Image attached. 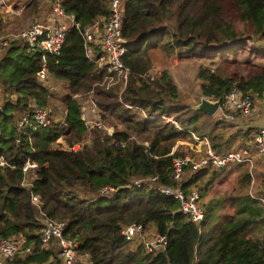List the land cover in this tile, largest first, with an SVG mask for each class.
I'll use <instances>...</instances> for the list:
<instances>
[{
	"label": "trees",
	"instance_id": "16d2710c",
	"mask_svg": "<svg viewBox=\"0 0 264 264\" xmlns=\"http://www.w3.org/2000/svg\"><path fill=\"white\" fill-rule=\"evenodd\" d=\"M44 1L51 6L54 0ZM119 2L127 46L123 61L130 67L124 87L107 83L111 74L85 55L76 30L67 34L57 55H47L45 81L36 75L39 53L26 52L19 39L8 38L1 47L0 158L7 163L0 165V239L23 241L21 250L2 264H61L57 245L46 248L40 239L45 218L65 224L63 235L77 243L88 264H264V206L247 191V169L233 162L195 171L186 166L177 179L171 173L173 156L186 155L172 151L178 140L192 142V134L205 137L222 154L241 145L234 142L242 133L226 118L222 130L221 120L208 130L197 124L201 113L210 115L179 103L168 71L152 78L144 75L154 67V50L178 59H225L242 49L245 40L261 41L264 47V0ZM61 5L84 27L108 16L110 0H61ZM235 17L244 30L236 28ZM199 66L200 93L219 102L233 88L248 92L264 87V63L252 75L244 69L246 76ZM51 80L63 81L66 92L55 93ZM89 93L111 134L105 128L84 127L79 104ZM31 101L50 108L53 119L29 138L16 123ZM230 125L235 132L226 130ZM75 143L80 144L72 148ZM28 158L38 164L34 175L22 172ZM224 171H240L236 177L242 186L233 195L205 200ZM153 176L155 184L179 188L186 195L198 191L202 222H193L179 210L176 199L152 188L148 178ZM137 180H143L140 186ZM225 206L230 211L219 212ZM130 224H140L143 231L126 240L121 230ZM155 233L165 236V244L148 251L144 241Z\"/></svg>",
	"mask_w": 264,
	"mask_h": 264
},
{
	"label": "built area",
	"instance_id": "2783aa9c",
	"mask_svg": "<svg viewBox=\"0 0 264 264\" xmlns=\"http://www.w3.org/2000/svg\"><path fill=\"white\" fill-rule=\"evenodd\" d=\"M4 0H0L2 3ZM76 30L80 33L83 43L85 55L93 60L99 67H103L110 76H107L109 85L117 82L122 83V87L126 85L130 75V67L126 66L123 57L127 52L126 39L122 35V19L121 4L119 0H110L109 14L107 17L96 18L87 26L80 27L75 21L74 16L67 14L62 5L61 0H54L51 4L49 13L44 19L35 18L29 24L19 30L11 39H19L21 44L25 46L28 53H39L41 55L40 67L36 73L38 80L45 81L48 75L46 57L47 55H57L61 50L67 34ZM7 40L2 43L6 45ZM156 68H150L144 74L152 78L157 72ZM81 99L83 95L76 94L79 97V117L84 122V127L90 130L93 127L105 128L109 134L112 128L103 124L98 115V109L92 99V95ZM214 100L212 97L210 98ZM218 102V110L220 115L232 121L236 117L228 110H236L240 116H249L255 109V103L260 102L264 105V87L259 91L242 92L233 88L228 94L223 96L221 102ZM216 112V113H217ZM53 119L52 110L48 107L41 106L35 101L28 103L26 109L19 115L16 128L21 134L31 137V134L40 128L49 126ZM170 119V118H169ZM166 118V120H169ZM177 126V124L174 122ZM195 142L197 158L189 155H175L172 158V176L177 179L186 166L195 171L204 166L222 167L227 163H245L253 166V159L257 157L262 162V176L259 185L258 194L252 195L262 202L264 206V125L258 126L253 135V151L249 147H243L238 150L225 151L222 154L212 149L209 140L205 137H199L192 134ZM72 148H75L74 145ZM7 162L0 158V165ZM38 168V164L26 159L22 165L24 174L34 175ZM24 179L27 180L26 177ZM156 177H149V185L162 194L171 196L179 203V210L189 217L193 222L200 223L204 219V212L198 203L199 193L196 190L190 191L187 195L179 188H171L154 183ZM143 180L135 181L136 186H140ZM29 184L30 181L25 182ZM37 197H32V202L37 203ZM40 239L44 247L57 245L61 264H88V256L79 253L77 243L63 235L65 224L50 218L42 220ZM142 226L140 224H130L121 230V234L126 240H131L136 236L142 235ZM21 239L11 237L0 239V264L8 258L17 254L22 247ZM165 244V236L155 233L152 237L144 241V245L148 251L161 247ZM25 251H30V247H26ZM49 264V263H48Z\"/></svg>",
	"mask_w": 264,
	"mask_h": 264
},
{
	"label": "rangeland",
	"instance_id": "374dc122",
	"mask_svg": "<svg viewBox=\"0 0 264 264\" xmlns=\"http://www.w3.org/2000/svg\"><path fill=\"white\" fill-rule=\"evenodd\" d=\"M51 6L46 4L44 0H39L37 6H34V0H4L0 3V50L2 47V43L8 40V38L13 37L19 30L23 27L27 26L30 21L34 20L35 18L42 20L49 13ZM35 9L36 12L31 13V10ZM232 16H236V10L231 12ZM234 23L237 29L244 30L238 20L237 17L234 19ZM2 52L0 51V55ZM154 63L152 68H156L158 71L155 73H159L160 71L166 70L171 75L172 79L174 80L178 93H179V103L183 104L188 110H196V106L200 103L201 99L206 98L208 100L211 97L204 96L200 93L199 84L200 79L198 78V67L199 65L208 68H218L220 71H224L227 69V73L230 74H237L240 75H252L256 72L257 67L263 65L264 63V47L261 41L255 39L245 40L242 49L238 50L235 55L229 54L225 59H218V58H195V59H178L175 56H165L164 53L160 51H155L153 53ZM236 60V61H234ZM234 63H231L233 62ZM246 61H251L253 63H249L245 65ZM237 62L241 64H237ZM247 71V74L245 72ZM225 73V72H224ZM154 75V74H153ZM234 75V74H233ZM236 76V75H234ZM54 87L53 90L58 95H62L66 92V84L61 80H51L50 87ZM220 117L221 119H219ZM224 116L220 115L219 111L214 115L207 116L204 113H201L198 117L197 124L206 126L207 130L210 129L213 122L216 120H221L219 123V127L221 128L223 124L227 125L229 121H224ZM169 119V118H167ZM240 119L247 120L248 118L245 116H241ZM228 120V119H227ZM236 118L230 122H233L234 126L238 128L239 132L242 134L247 133V129L250 127H245L244 125L240 124V121H235ZM224 121V122H223ZM232 124V125H233ZM232 125L228 126L226 130L228 132H235L236 128ZM246 125V124H245ZM222 130V128H221ZM255 131L249 132L246 136L249 141L248 145L243 146L245 139L244 135H240L235 139L234 144H241L235 149H240L243 147H249L253 151V135ZM243 136V137H242ZM193 138V137H192ZM87 140V138L85 139ZM67 141V140H66ZM63 145L66 143L62 140ZM68 143V141H67ZM80 143H75L74 147L77 148ZM178 150L179 152L186 154V155H195L196 147L194 139L193 141H186V140H178L174 146L172 147V151ZM191 155V156H192ZM253 166H249L245 163H240L243 168L247 169L250 174V182L248 184L247 191L251 195L258 194L259 185L261 182V170L263 169L262 162L255 157L253 159ZM230 169L231 166L226 167ZM244 169V170H245ZM257 171H260L259 174H256ZM238 172L240 171H232L229 173L224 171L213 183L211 189L209 190L208 194L205 197V200L210 198L214 199H221L230 193L233 195L236 191V188L242 186L238 177ZM225 210L230 211L227 206L225 209L219 210V212H224Z\"/></svg>",
	"mask_w": 264,
	"mask_h": 264
},
{
	"label": "crops",
	"instance_id": "0c3cea01",
	"mask_svg": "<svg viewBox=\"0 0 264 264\" xmlns=\"http://www.w3.org/2000/svg\"><path fill=\"white\" fill-rule=\"evenodd\" d=\"M240 115L236 117V120L240 121V124L244 125L245 127L249 128H257L258 126L264 125V105L260 102L255 103V109L253 110L252 114L246 116L247 120L240 119ZM246 124V125H245Z\"/></svg>",
	"mask_w": 264,
	"mask_h": 264
},
{
	"label": "water",
	"instance_id": "95a60500",
	"mask_svg": "<svg viewBox=\"0 0 264 264\" xmlns=\"http://www.w3.org/2000/svg\"><path fill=\"white\" fill-rule=\"evenodd\" d=\"M195 109L212 116L218 110V102L216 100H208L206 98H203Z\"/></svg>",
	"mask_w": 264,
	"mask_h": 264
}]
</instances>
